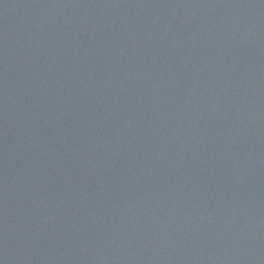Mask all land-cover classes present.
Listing matches in <instances>:
<instances>
[{"label":"water","instance_id":"obj_1","mask_svg":"<svg viewBox=\"0 0 264 264\" xmlns=\"http://www.w3.org/2000/svg\"><path fill=\"white\" fill-rule=\"evenodd\" d=\"M0 264H264V0H0Z\"/></svg>","mask_w":264,"mask_h":264}]
</instances>
